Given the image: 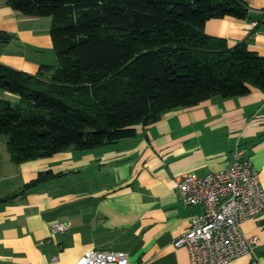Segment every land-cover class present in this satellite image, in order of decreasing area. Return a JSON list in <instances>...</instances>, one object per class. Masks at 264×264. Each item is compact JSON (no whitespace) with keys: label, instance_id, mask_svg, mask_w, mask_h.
Listing matches in <instances>:
<instances>
[{"label":"crops","instance_id":"crops-1","mask_svg":"<svg viewBox=\"0 0 264 264\" xmlns=\"http://www.w3.org/2000/svg\"><path fill=\"white\" fill-rule=\"evenodd\" d=\"M246 1L252 17L210 18L205 31L230 45L251 36L249 47L264 55V25L253 24L264 12V0ZM51 25L50 16L25 15L0 0V30L13 36L0 43V62L29 73L44 63L57 64ZM1 99L17 102L20 95L0 88ZM238 143L264 186L260 87L170 109L115 142L20 163L12 158L8 136L0 134V264H77L95 248L125 249L131 264H191L188 248L174 241L201 207L180 198L178 179L228 168ZM47 169L65 174L25 188ZM54 222L64 223L65 229L52 231ZM241 229L260 238L257 257L242 255L229 264H264V211L242 221Z\"/></svg>","mask_w":264,"mask_h":264},{"label":"trees","instance_id":"trees-1","mask_svg":"<svg viewBox=\"0 0 264 264\" xmlns=\"http://www.w3.org/2000/svg\"><path fill=\"white\" fill-rule=\"evenodd\" d=\"M50 16L57 64L29 73L0 62V134L14 161L85 150L136 133L164 112L264 89V55L249 39L230 45L208 19L252 17L246 0H6ZM255 20L264 25V12ZM0 30V43L12 39ZM42 170L25 188L61 177Z\"/></svg>","mask_w":264,"mask_h":264},{"label":"built area","instance_id":"built-area-1","mask_svg":"<svg viewBox=\"0 0 264 264\" xmlns=\"http://www.w3.org/2000/svg\"><path fill=\"white\" fill-rule=\"evenodd\" d=\"M253 24L258 21L253 20ZM177 193L185 203L201 207L191 217L189 228L174 241L175 246L188 248L191 264H229L247 254L257 257L260 238L245 235L241 222L264 211V186L242 145L233 148L228 168L181 176ZM65 227L62 222H54L51 230ZM77 264H131V260L125 249L95 248L81 256Z\"/></svg>","mask_w":264,"mask_h":264},{"label":"rangeland","instance_id":"rangeland-1","mask_svg":"<svg viewBox=\"0 0 264 264\" xmlns=\"http://www.w3.org/2000/svg\"><path fill=\"white\" fill-rule=\"evenodd\" d=\"M1 135L6 136L5 134H1Z\"/></svg>","mask_w":264,"mask_h":264}]
</instances>
